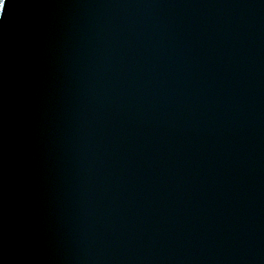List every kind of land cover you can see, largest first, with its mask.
I'll use <instances>...</instances> for the list:
<instances>
[{
    "label": "water",
    "instance_id": "1",
    "mask_svg": "<svg viewBox=\"0 0 264 264\" xmlns=\"http://www.w3.org/2000/svg\"><path fill=\"white\" fill-rule=\"evenodd\" d=\"M0 264H264V0H6Z\"/></svg>",
    "mask_w": 264,
    "mask_h": 264
},
{
    "label": "snow or ice",
    "instance_id": "2",
    "mask_svg": "<svg viewBox=\"0 0 264 264\" xmlns=\"http://www.w3.org/2000/svg\"><path fill=\"white\" fill-rule=\"evenodd\" d=\"M6 7V0H0V12H3Z\"/></svg>",
    "mask_w": 264,
    "mask_h": 264
},
{
    "label": "clouds",
    "instance_id": "3",
    "mask_svg": "<svg viewBox=\"0 0 264 264\" xmlns=\"http://www.w3.org/2000/svg\"><path fill=\"white\" fill-rule=\"evenodd\" d=\"M0 14H2V12H0Z\"/></svg>",
    "mask_w": 264,
    "mask_h": 264
}]
</instances>
